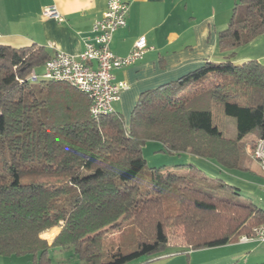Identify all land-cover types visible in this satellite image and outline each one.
Segmentation results:
<instances>
[{
  "label": "trees",
  "instance_id": "16d2710c",
  "mask_svg": "<svg viewBox=\"0 0 264 264\" xmlns=\"http://www.w3.org/2000/svg\"><path fill=\"white\" fill-rule=\"evenodd\" d=\"M262 34L264 0H235L220 32L225 60L143 92L129 122L115 110L92 116L91 99L68 83L30 81L55 55L44 46L0 44V256L52 264L51 247H71L78 264H142L252 238L263 206L213 196L174 171L152 170L147 189L134 179L149 140L250 170L242 141L264 138V65L233 58ZM215 101L235 118V139L214 124ZM55 227L52 242L43 238ZM113 231L121 241H107Z\"/></svg>",
  "mask_w": 264,
  "mask_h": 264
},
{
  "label": "crops",
  "instance_id": "0c3cea01",
  "mask_svg": "<svg viewBox=\"0 0 264 264\" xmlns=\"http://www.w3.org/2000/svg\"><path fill=\"white\" fill-rule=\"evenodd\" d=\"M108 1L0 0V44L16 48L44 46L51 55L56 51L79 54L85 41L94 35L92 24L102 17ZM122 1L129 5L127 25L115 31L111 51L118 57L128 55L140 36H146L150 46L141 59L115 72V77L127 81L129 87L113 106L129 122L143 92L177 80L206 61L225 60L230 52L221 50L220 32L228 27L235 0ZM51 5H56L64 15L63 22L42 14ZM233 60H257L264 65V34L238 47ZM263 243L239 240L142 264H242L241 260L250 264V257L259 254Z\"/></svg>",
  "mask_w": 264,
  "mask_h": 264
},
{
  "label": "rangeland",
  "instance_id": "374dc122",
  "mask_svg": "<svg viewBox=\"0 0 264 264\" xmlns=\"http://www.w3.org/2000/svg\"><path fill=\"white\" fill-rule=\"evenodd\" d=\"M43 69V67L38 68L39 74L43 72ZM223 110L222 103L215 101L212 110L214 124L219 126L225 137L235 139L237 136L236 120L234 117L227 115ZM258 139L257 137L248 135L242 141L243 149L248 158L246 162H248L250 170L223 167L212 159H200V157H195L188 152H170L160 141L149 140L142 152L147 163L136 179H134V182L138 183L141 189H147L151 184L149 177L152 170L155 169L163 173L174 171L185 176V182H191L193 185L200 187L201 190L203 189L213 194V196L249 202L262 207L264 205V190L261 186L264 182V175L260 165L252 157L254 151L252 147ZM224 183L227 186H232L231 188L234 190L223 187ZM60 231V227H55L41 235L50 241ZM133 235V233L131 235L128 234L125 242L131 241ZM107 241L111 243L121 241V233L118 231L109 233ZM173 244L181 245V243L177 242ZM49 255L52 259V264L79 263V258L71 247H51ZM33 261L34 256L32 254L0 256V264H35ZM241 263L245 264V261L241 260ZM250 264H264V243L261 245L258 255L256 253L252 254Z\"/></svg>",
  "mask_w": 264,
  "mask_h": 264
},
{
  "label": "built area",
  "instance_id": "2783aa9c",
  "mask_svg": "<svg viewBox=\"0 0 264 264\" xmlns=\"http://www.w3.org/2000/svg\"><path fill=\"white\" fill-rule=\"evenodd\" d=\"M128 10L129 5L126 2L109 0L102 17L92 24L94 35L85 41L84 50L79 54L56 51L43 65V72L39 74L34 69L29 80L38 82L46 79L70 84L91 99L92 116L113 112V102L129 87L127 81L115 77V72L141 59L150 48L146 36H140L128 55L118 57L111 51L112 36L119 28L127 25ZM42 14L58 22L65 20L56 5L46 6ZM253 149L252 157L258 162L264 175V138H259ZM261 188L264 190V182ZM241 240L264 242V223L255 226L252 238L243 236Z\"/></svg>",
  "mask_w": 264,
  "mask_h": 264
}]
</instances>
